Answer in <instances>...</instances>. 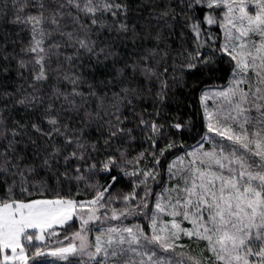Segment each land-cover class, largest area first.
I'll use <instances>...</instances> for the list:
<instances>
[{"label": "snow or ice", "instance_id": "obj_1", "mask_svg": "<svg viewBox=\"0 0 264 264\" xmlns=\"http://www.w3.org/2000/svg\"><path fill=\"white\" fill-rule=\"evenodd\" d=\"M0 264H264V0H0Z\"/></svg>", "mask_w": 264, "mask_h": 264}]
</instances>
